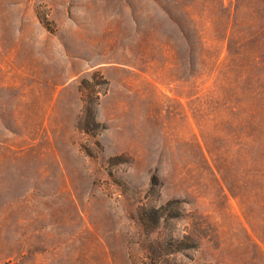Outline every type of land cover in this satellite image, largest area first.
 I'll list each match as a JSON object with an SVG mask.
<instances>
[{
	"label": "rangeland",
	"instance_id": "rangeland-1",
	"mask_svg": "<svg viewBox=\"0 0 264 264\" xmlns=\"http://www.w3.org/2000/svg\"><path fill=\"white\" fill-rule=\"evenodd\" d=\"M0 264H264V0H0Z\"/></svg>",
	"mask_w": 264,
	"mask_h": 264
}]
</instances>
